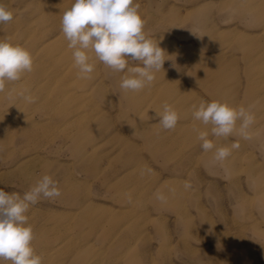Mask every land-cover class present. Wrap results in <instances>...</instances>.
<instances>
[{"label": "rangeland", "instance_id": "1", "mask_svg": "<svg viewBox=\"0 0 264 264\" xmlns=\"http://www.w3.org/2000/svg\"><path fill=\"white\" fill-rule=\"evenodd\" d=\"M2 2L13 20L0 39L34 65L0 93V189L23 195L49 175L62 193L26 213L42 264H264V0H134L169 59L139 92L94 53L92 78H79L61 25L74 0ZM214 100L252 106L250 140L193 118ZM165 103L173 130L159 125ZM197 130L240 146L214 162Z\"/></svg>", "mask_w": 264, "mask_h": 264}, {"label": "clouds", "instance_id": "2", "mask_svg": "<svg viewBox=\"0 0 264 264\" xmlns=\"http://www.w3.org/2000/svg\"><path fill=\"white\" fill-rule=\"evenodd\" d=\"M12 20V11L0 0V23ZM61 25L82 79L92 78L95 64L89 53H94L98 61L114 72L127 70L128 75L120 82L121 89L139 92L154 82L155 73L169 60L165 59L166 52L159 41L146 35L145 21L134 0H74L63 12ZM130 61L141 66H129ZM33 65L32 54L24 46L7 38L0 39V93L5 92L9 83L20 81L24 73H30ZM18 95L28 103L35 102L27 90ZM156 113L162 129H175L179 114L171 105L165 103L163 111ZM192 116L203 125H211L210 133L215 138L233 134L244 140L252 138L249 130L255 123V115L251 105L234 107L216 100L201 101L198 107L193 105ZM197 138L202 150L213 152V161L219 163L240 146L239 142H233L230 147H217L209 139V131L197 130ZM190 187L188 182L184 183L185 189ZM61 194L58 183L49 175H43L23 195L0 189V264H42V257L32 246L35 235L26 213L41 197L55 199ZM155 198L160 202L167 200L160 191L155 193Z\"/></svg>", "mask_w": 264, "mask_h": 264}, {"label": "bare ground", "instance_id": "3", "mask_svg": "<svg viewBox=\"0 0 264 264\" xmlns=\"http://www.w3.org/2000/svg\"><path fill=\"white\" fill-rule=\"evenodd\" d=\"M251 39H248V42H250Z\"/></svg>", "mask_w": 264, "mask_h": 264}]
</instances>
